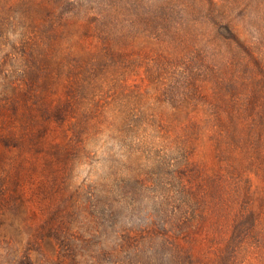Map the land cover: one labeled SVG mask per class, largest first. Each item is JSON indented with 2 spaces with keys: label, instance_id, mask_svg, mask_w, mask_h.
Segmentation results:
<instances>
[{
  "label": "rangeland",
  "instance_id": "374dc122",
  "mask_svg": "<svg viewBox=\"0 0 264 264\" xmlns=\"http://www.w3.org/2000/svg\"><path fill=\"white\" fill-rule=\"evenodd\" d=\"M211 186L237 264H264V0H0V264H134L128 238L155 235L206 251L169 221ZM246 208L250 236L225 220Z\"/></svg>",
  "mask_w": 264,
  "mask_h": 264
},
{
  "label": "trees",
  "instance_id": "16d2710c",
  "mask_svg": "<svg viewBox=\"0 0 264 264\" xmlns=\"http://www.w3.org/2000/svg\"><path fill=\"white\" fill-rule=\"evenodd\" d=\"M174 71V70H172ZM194 129L197 132H201L200 129H198L197 126H185L184 128H181V130H191ZM226 131L232 135V129L228 128ZM225 134H227L225 131L222 130ZM228 135V134H227ZM243 136H245L243 134ZM247 137V136H245ZM183 139H175V141H179L182 143ZM229 141V140H228ZM230 142V141H229ZM229 142H227V147H229ZM247 138L242 140V144L239 142V151L242 154V157L240 159L241 167L243 166L244 160L247 159V149L250 146ZM202 146L196 147L195 152L200 154V162L201 161H206L207 158L205 156H202V154L205 151V144L201 143ZM237 149V147H236ZM181 151H184L185 153H188L192 150L190 146H187L186 144H183V146L180 148ZM238 150V149H237ZM217 154H220L219 151ZM223 157V162L226 164H234V160L237 161L238 156L229 159L227 158L226 154H222ZM227 159V161H225ZM202 167L203 165L200 164ZM175 186L180 187V184H176ZM211 194L208 195L207 191L202 188V191L205 192L207 195V199L203 200L202 202V207L203 209L206 210V213L200 218H197L195 216V213H191L188 211L187 215L185 213V208L182 207V209L179 211L177 208H175V213L171 215L170 218V225L173 226L181 236L184 237L187 235L189 237V231L191 230V235L194 233H204L205 235V246L204 248L206 251H198L195 252L193 249V245H190L188 241V246L186 247V244L183 243L182 239L180 236L175 235V244L174 246H171L170 244V249L167 248V243L165 242V235L159 236L155 235L157 240L154 242L146 241L144 236H140L138 239H131L132 237H129L127 240V246L129 247V251H134L136 254L138 261L135 262L134 264H197L198 261H201L198 264H210L206 263V258L212 261L217 260L218 264H237L240 262L242 258V249L244 245V241H241V244H236L238 241V237H229L226 240V223L221 222L222 218L224 216H217V215H210V214H215L219 212V206L222 202L225 201L226 197H215L214 199H211V196H222V192H217L215 188L211 186ZM223 191V190H222ZM181 193L184 195V189L182 187ZM185 196V195H184ZM186 205V204H185ZM214 212V213H212ZM185 213V215H183ZM246 213L244 216H240V213H232L226 218L225 220H228L229 223H231V220H235V224H232L230 227H237V224L239 222H242L244 218L247 219V224L249 223V228L245 229V235H252L255 231L254 229L257 228L260 222V217H256V212L255 211H250L246 208L245 212ZM227 215V214H226ZM215 216L219 219L217 221L215 220H210L208 217ZM193 217L198 224H191L190 218ZM230 219V220H229ZM258 224V225H257ZM186 234V235H185ZM190 235V237H191ZM164 237V238H160ZM222 238V239H221ZM189 239V238H186ZM183 239V240H186ZM242 239V238H241ZM181 240V241H180ZM190 240V239H189ZM263 239L261 238V243ZM209 243V246L207 244ZM222 242H225L224 245H222ZM221 246L225 247L226 250L224 254L220 257H214L212 256L209 251L214 249L215 247L220 249ZM236 259L237 262L234 260Z\"/></svg>",
  "mask_w": 264,
  "mask_h": 264
}]
</instances>
